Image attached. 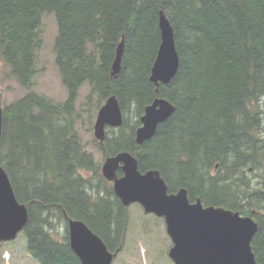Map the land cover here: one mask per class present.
Listing matches in <instances>:
<instances>
[{"label":"trees","instance_id":"obj_1","mask_svg":"<svg viewBox=\"0 0 264 264\" xmlns=\"http://www.w3.org/2000/svg\"><path fill=\"white\" fill-rule=\"evenodd\" d=\"M160 12L174 29L180 67L156 93L150 77ZM48 14L58 28L55 64L68 93L62 103L32 91ZM123 38L121 71L113 77ZM0 62L29 91L3 109L0 164L28 209L23 233L33 261L82 264L70 246L68 218L86 223L110 251L125 247L128 208L76 129L87 84L82 106L91 120L111 96L123 114V125L108 127L99 143L103 155L129 152L141 172L158 170L170 193L185 188L191 202L254 218L252 250L264 264V0H0ZM156 98L175 112L139 146L135 132Z\"/></svg>","mask_w":264,"mask_h":264},{"label":"water","instance_id":"obj_2","mask_svg":"<svg viewBox=\"0 0 264 264\" xmlns=\"http://www.w3.org/2000/svg\"><path fill=\"white\" fill-rule=\"evenodd\" d=\"M161 44L151 71L150 81L156 87L168 85L176 77L180 57L175 44L174 29L163 12L159 15ZM124 38L119 43L112 64V76L121 71ZM175 112V106L164 98H156L145 108L141 126L135 132L137 145L150 141L160 124ZM123 114L115 96L99 109L94 136L102 144L106 130L120 128ZM3 128V109L0 107V141ZM118 170L122 176H118ZM103 177L113 184L116 196L124 207L137 203L146 214L165 220L172 241L169 256L175 264H257L252 241L259 225L250 216L224 207L204 206L200 198L190 201L185 188L170 193L158 170L145 173L139 169L138 159L129 152L109 156L102 165ZM29 222L26 205L15 195L11 180L0 164V245L15 241ZM70 246L82 264H113L119 251H110L101 237L83 221L68 218Z\"/></svg>","mask_w":264,"mask_h":264},{"label":"rangeland","instance_id":"obj_3","mask_svg":"<svg viewBox=\"0 0 264 264\" xmlns=\"http://www.w3.org/2000/svg\"><path fill=\"white\" fill-rule=\"evenodd\" d=\"M57 34L58 28L54 15H45L42 22L43 41L37 52V72L32 91L57 103H62L67 99L68 93L55 64L54 45ZM88 91L89 87L86 84L80 92L78 112L81 113V117L76 129L85 150L93 156L95 163L100 165V174L103 177L101 169L105 156L99 149V142L94 136V125L98 112L91 120L90 115L86 112V107L82 106ZM28 92L9 74V69L0 62V107L4 109ZM83 175L92 179V186L98 187V180L94 177V173L85 171ZM107 187L112 188V183L107 182ZM101 191L105 190L101 189ZM128 213L130 223L125 247L118 253L114 264H175L169 256L172 241L167 233L165 220L154 214H146L137 203L128 208ZM0 257L1 264H37L27 250L23 232L18 235L15 241L1 245Z\"/></svg>","mask_w":264,"mask_h":264},{"label":"flooded vegetation","instance_id":"obj_4","mask_svg":"<svg viewBox=\"0 0 264 264\" xmlns=\"http://www.w3.org/2000/svg\"><path fill=\"white\" fill-rule=\"evenodd\" d=\"M99 142V141H98ZM100 143V142H99ZM101 144V143H100ZM141 146V145H140ZM107 157H109V156H107ZM107 157H105V159L107 158ZM105 161V160H104ZM118 171H121V170H118ZM122 172V171H121ZM145 173V172H144ZM117 174H118V172H117ZM123 175V174H122ZM121 175V176H122ZM119 176V175H118ZM105 179V178H104ZM106 180V179H105ZM108 182V181H107ZM109 183H111V182H109ZM112 189H113V184H112ZM113 192H114V189H113ZM115 193V192H114ZM116 195V194H115ZM118 198V197H117ZM119 199V198H118ZM4 244V243H3ZM2 245V244H1ZM1 245H0V247H1Z\"/></svg>","mask_w":264,"mask_h":264},{"label":"bare ground","instance_id":"obj_5","mask_svg":"<svg viewBox=\"0 0 264 264\" xmlns=\"http://www.w3.org/2000/svg\"><path fill=\"white\" fill-rule=\"evenodd\" d=\"M165 13V12H164ZM169 99V98H168ZM45 136V135H44ZM49 140V139H48ZM31 165V164H30ZM13 168V167H12ZM41 186V185H40ZM93 218V217H92ZM259 218V217H258Z\"/></svg>","mask_w":264,"mask_h":264}]
</instances>
